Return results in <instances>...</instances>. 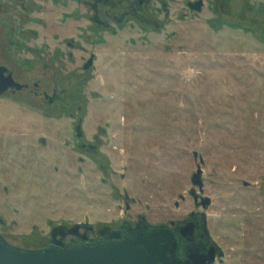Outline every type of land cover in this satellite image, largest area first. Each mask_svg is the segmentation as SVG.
I'll list each match as a JSON object with an SVG mask.
<instances>
[{"label": "rangeland", "instance_id": "374dc122", "mask_svg": "<svg viewBox=\"0 0 264 264\" xmlns=\"http://www.w3.org/2000/svg\"><path fill=\"white\" fill-rule=\"evenodd\" d=\"M26 1L22 14L0 0L17 11L0 14V63L68 93L53 109L0 99L7 241L40 250L59 226L169 225L198 210L196 190L211 200L199 210L225 253L217 264H264V0H151V24L98 32L77 2Z\"/></svg>", "mask_w": 264, "mask_h": 264}, {"label": "flooded vegetation", "instance_id": "af4514ba", "mask_svg": "<svg viewBox=\"0 0 264 264\" xmlns=\"http://www.w3.org/2000/svg\"><path fill=\"white\" fill-rule=\"evenodd\" d=\"M16 3V9L20 10L22 14H26L29 10V4L26 0H13ZM71 2H77L80 5L87 7L91 10L90 22L93 26V30H109L111 23H123L128 18H133L136 21H142L146 25L151 24L154 20L148 16V9L151 5V0H70ZM33 3V2H32ZM7 8L9 6H6ZM10 10H4V7L0 5V14L9 13L10 16L16 14L15 8L10 5ZM27 19V18H26ZM72 47V43H67ZM72 59V55L70 56ZM93 55L84 65V71H90L93 67ZM10 79L19 87H8L1 98H13L19 97L23 94L33 96L43 104L46 109H53L64 102V96L68 93V89L61 88L56 85H46V76L42 78L30 80L27 82L20 81L15 76V71L11 64L0 63V83H6ZM73 84V83H72ZM72 84H69L71 86ZM79 128L76 127V137L82 139L84 136L82 132L79 134ZM81 149L90 153L99 152V148L96 145L82 143ZM191 195L194 198V202L197 211H193L189 214V217L178 221H171L169 225H152L149 224L144 218H138L133 224L125 222L117 228L107 227L103 230L96 231L93 228H81L79 235L87 234L89 240L84 241L80 236H68L63 240V247L59 248V238L53 239L50 243V248L56 249H71L81 248L83 246H89L91 248L98 247L100 245L115 244L119 246H137V248L146 249L149 244H155L159 235L164 234L170 236L171 243L166 242L162 246L167 245L165 254V261L168 264H207V258H210L215 253V260L212 264H217L221 261L225 253L222 251L218 243L213 239L208 228V220L205 212L200 211L199 208H204L202 196H200L196 190H192ZM221 251L224 256L219 257Z\"/></svg>", "mask_w": 264, "mask_h": 264}, {"label": "water", "instance_id": "95a60500", "mask_svg": "<svg viewBox=\"0 0 264 264\" xmlns=\"http://www.w3.org/2000/svg\"><path fill=\"white\" fill-rule=\"evenodd\" d=\"M203 7V2L190 4V8L194 11L200 12ZM8 87L19 88L11 79L6 83H0V95L5 92ZM78 133H81L79 128ZM202 170L199 168L197 175L194 177L193 184L198 186L203 192ZM204 208L211 205L209 198H202ZM92 228L91 226H84L81 224L74 227L59 226L53 229L52 238L57 239L59 248H62L63 240L68 236H77L88 241L87 234L79 235L81 228ZM170 236L161 234L157 238L155 244H149L146 249L137 248V246H119L115 244L100 245L95 248L83 246L81 248L71 249H40L29 250L16 247L10 244L7 239L0 233V264H168L165 261V254L167 245L164 243H171ZM224 253L221 251L219 257H223ZM215 260V253L212 254L207 261L212 264Z\"/></svg>", "mask_w": 264, "mask_h": 264}]
</instances>
